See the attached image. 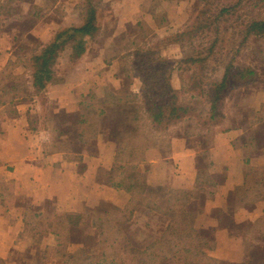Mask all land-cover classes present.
Returning a JSON list of instances; mask_svg holds the SVG:
<instances>
[{
  "label": "crops",
  "instance_id": "obj_1",
  "mask_svg": "<svg viewBox=\"0 0 264 264\" xmlns=\"http://www.w3.org/2000/svg\"><path fill=\"white\" fill-rule=\"evenodd\" d=\"M85 1L0 0V264H136L167 200L195 194L200 264H264V61L247 63L259 85L235 58L189 59L175 36L195 0H90V33L34 85L29 58L86 21ZM163 69L177 113L154 122L147 77Z\"/></svg>",
  "mask_w": 264,
  "mask_h": 264
},
{
  "label": "trees",
  "instance_id": "obj_2",
  "mask_svg": "<svg viewBox=\"0 0 264 264\" xmlns=\"http://www.w3.org/2000/svg\"><path fill=\"white\" fill-rule=\"evenodd\" d=\"M198 1L200 3L205 2L208 6L212 4V7L216 9V12L214 13L216 16L213 17V20L215 21V19H219L223 14L233 13L244 0H229V2L220 4H215L214 0ZM85 4L87 18L80 27H70L58 32L50 43L29 58V69L33 77L34 85L43 87L48 81H50V79H52V65L62 43L71 37L87 35L90 33L89 31L93 26L92 22L94 21L95 10L92 7V1L90 2V0H86ZM256 5L264 8V0H257ZM201 26L202 25H200V28ZM190 30H193V28L190 27L188 31L178 33L175 36V39L183 42L186 49L191 52L189 59H193L192 61H195L196 64L199 62L203 64L205 59L210 58L214 54L218 41L213 40L210 45L205 47H202L200 43L194 45V42L191 41L189 39L190 36H188ZM237 34L241 39L239 45L248 43L251 39H260L264 41V17L260 19L252 18L249 19L248 22H243L241 28L237 30ZM63 35L66 37H63ZM82 41L83 40L80 38L77 40V43L81 44ZM231 65L232 61L228 62L226 69L228 70ZM205 68L206 67L203 65H198L197 71L203 73ZM154 71L156 72V68ZM167 71V69H163L157 81L156 73H151L149 77H147L148 85L145 101L149 109L150 117L154 122L163 121L166 119H163L164 117H171L177 113V95L168 86V80L166 78ZM239 73L242 78H238V81L245 83L248 80L245 77L254 72L251 68L243 67L239 70ZM196 80H198L196 83L197 85H195L196 87L204 81L201 78H196L194 81ZM209 86L213 92L216 93L213 96L214 101L212 103V105H215V100L218 99L217 93L219 94L225 87V78L219 84L210 82ZM200 197L199 194H195L192 196L191 200L190 197L187 196L185 199L178 200V204L176 203L174 207H168L169 201H172L173 199L167 200L165 213L170 219H172V221L168 224L160 238H155L145 246L143 254L138 258L136 264H159L160 261L167 258L172 259L175 264H200L198 252L200 233L193 230L192 234H190L184 226V220L194 217L196 203ZM98 226L101 227V225ZM156 248L159 250L156 251ZM174 248L176 249L174 250ZM43 264L45 263L43 262Z\"/></svg>",
  "mask_w": 264,
  "mask_h": 264
},
{
  "label": "rangeland",
  "instance_id": "obj_3",
  "mask_svg": "<svg viewBox=\"0 0 264 264\" xmlns=\"http://www.w3.org/2000/svg\"><path fill=\"white\" fill-rule=\"evenodd\" d=\"M192 1L194 3V0H191V2ZM224 2H229V0H214L215 4ZM256 2L257 0H244L233 13L223 14L219 19H215L214 21L213 17L216 16L214 15L216 9L212 7V4L208 6L205 2L200 3L198 0H195L190 23V27H192L193 30H190L188 35L190 36L189 39L194 42V45L199 44V42L205 43L203 46L210 45L213 40L218 41L214 54L208 60V68L212 66V62H224L226 64L229 60L235 58L234 68L232 69L238 75L240 68L245 66L251 68L247 65L248 62L260 63V61H264V41L260 39H251L248 43L239 45L241 39L237 34V30L241 28L243 22H248V20L252 18L260 19L264 17V8L257 6ZM7 7L8 6H5V9ZM5 13L2 19L8 21V17L6 16L8 12L5 11ZM17 24L22 27L25 23L18 20ZM200 25L205 27V29L203 28V32L200 31ZM208 68L206 70H208ZM212 69L213 72L210 69L209 73H214L215 67H212ZM236 78L239 77L237 76ZM246 78L248 80L254 78L255 81L257 79L254 74H249ZM255 81L252 82L254 83ZM197 82L198 80L191 83L195 87ZM256 83L259 84L260 82L256 81ZM100 231L104 233L102 226L100 227ZM151 241L152 240L146 242L145 246Z\"/></svg>",
  "mask_w": 264,
  "mask_h": 264
}]
</instances>
